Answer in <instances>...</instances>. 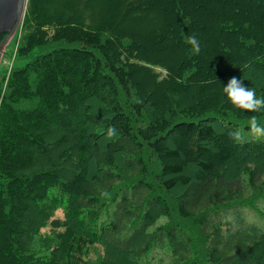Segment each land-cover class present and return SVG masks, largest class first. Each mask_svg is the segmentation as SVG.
Returning <instances> with one entry per match:
<instances>
[{"label": "trees", "instance_id": "16d2710c", "mask_svg": "<svg viewBox=\"0 0 264 264\" xmlns=\"http://www.w3.org/2000/svg\"><path fill=\"white\" fill-rule=\"evenodd\" d=\"M160 18L163 30L156 26L149 36L148 22ZM21 22L17 57L25 64L13 69L0 106V264H90V250L102 239L123 258L111 253L100 264H139L155 239L150 227L171 216L148 178V149L162 163L161 185L180 187L182 213L199 217L217 264H264V229L241 215L228 217L225 208L213 210L264 191V143L239 153L228 135L232 121L218 131L206 115L264 116L234 107L222 91L236 77L264 97V0H27ZM193 35L198 55L188 48ZM164 36L166 49L156 40ZM153 66L166 75L158 79ZM149 82L162 89L158 101ZM15 99L30 100L32 108H16ZM139 115L146 123L137 125ZM109 129L115 133L104 139ZM116 152L128 156L136 177L117 192L118 220L102 223L98 210L74 215L119 186L109 167ZM57 183L71 191L73 215L38 209ZM170 241L175 264H184L185 236L174 229Z\"/></svg>", "mask_w": 264, "mask_h": 264}, {"label": "rangeland", "instance_id": "374dc122", "mask_svg": "<svg viewBox=\"0 0 264 264\" xmlns=\"http://www.w3.org/2000/svg\"><path fill=\"white\" fill-rule=\"evenodd\" d=\"M23 16L21 18V21ZM162 18L157 20V23L148 22L145 30L148 31L147 34L151 36L152 29L156 26H160V29L163 30L161 23ZM20 21L17 30L14 35L11 37L9 42L6 44L4 50L2 51L1 59H0V106L3 103V99L8 98V90L7 85L9 81V77L16 67H21L25 64V60L19 59L17 57L18 47L21 44L23 35L25 34V28L22 22ZM214 22V20L212 21ZM213 24V23H212ZM150 31V32H149ZM213 25L211 26L210 32L213 35ZM157 43L164 49L167 48V38L159 37L156 39ZM160 47V48H161ZM191 49V46L188 47ZM159 50V48L157 49ZM157 50H151L149 52L151 55H159ZM174 51L173 48H169L168 52L171 55ZM17 52V53H16ZM202 54L205 58H207L208 50L203 51ZM206 53V54H205ZM168 54V56H169ZM167 57V55H166ZM124 59V57H123ZM152 69L159 75L158 79L163 78L166 75L165 69L159 66H153ZM143 77L148 80L153 77L146 72H143ZM143 78V80H144ZM149 81V80H148ZM150 83V88L154 93L157 91V97H154L155 100L158 101V97L162 95V89L155 88L153 84ZM125 92L123 91V97ZM164 95V93H163ZM163 97V96H162ZM12 104L20 109V110H29L32 108V102L28 99H15L12 101ZM101 104L98 105L101 108ZM210 114L213 118L210 120L216 123L217 130L222 131V129L227 126V123L232 121L234 124L235 130L239 129L245 135V142L239 143L237 147V151L239 153L245 152L248 155L250 152L247 148L254 146V144H258L259 142L264 143V139L256 140L252 137L250 132L248 131V121L249 118H239L234 116L226 111H213L207 113ZM205 116V115H204ZM202 117H194L186 114H181L179 117L181 120H200ZM258 121L264 125V116L257 117ZM147 119H144L143 116L136 117V123L144 124ZM229 123V124H232ZM108 132L104 135V139L107 138ZM175 144H179V141L176 137ZM248 144V145H246ZM195 150L198 152V155L204 156L203 151L200 152L199 148L196 146ZM114 158L109 163V167L117 173L120 184L112 189V191L105 195H99L97 198L92 199L90 203H94L93 206L85 207L78 209L74 215H86V212H94L95 210L100 211L101 222L109 223L111 221L118 220L119 213H115L117 204L120 201V198L117 196V192L120 187H124L125 185H129L133 183V179H135L129 171L127 167V159L128 156L121 152H116L114 154ZM144 161L147 165L148 170V178L154 182L155 187L157 189L158 194L164 198L169 207L171 209L170 217H161L152 227H150V231L156 233L154 241L147 246L142 256L138 259L139 264H175L174 259L176 254L173 251V247L170 241V231L172 230H180L182 235L185 236L187 245L190 248V253L187 256L186 262L184 264H217L214 261L213 257L209 252V243L208 241L201 236L199 229V217L198 216H188L182 213L181 204L179 201V191H181L180 187L177 189H173L171 191L166 190L160 182L161 177V169L162 163L158 158V155L153 152L152 149H148L143 156ZM175 161V160H171ZM93 169L91 171V177L97 178L100 175V171L97 169L95 165H93ZM250 191V190H249ZM81 197V196H80ZM79 198V197H78ZM72 194L68 189L62 188L58 183L52 186L48 191V197L45 201H41L37 204L38 209L43 211L44 215H54V217L63 218L64 215H73L72 208ZM82 204V203H81ZM222 212L228 214V217L235 218L236 215H241V217L248 223H253L259 226L261 229H264V191L260 192H248L244 197L230 201L225 204L216 205L213 210L222 209ZM142 211L140 215H142ZM51 230V226L48 225L42 228V232L46 233ZM161 233V234H160ZM160 234V235H159ZM91 256L89 258L90 264H100L102 260H104V256L109 254H116L119 259L123 258L120 253L117 252V248L115 243L110 239H102L101 242L97 243V245L91 248Z\"/></svg>", "mask_w": 264, "mask_h": 264}, {"label": "clouds", "instance_id": "9594fccd", "mask_svg": "<svg viewBox=\"0 0 264 264\" xmlns=\"http://www.w3.org/2000/svg\"><path fill=\"white\" fill-rule=\"evenodd\" d=\"M187 43L191 46V54L198 55L201 51L198 38L193 35L187 38ZM223 93L228 101L236 108L248 112L264 111V97H258L254 88L245 87L241 80L236 77L230 78L227 85L222 87ZM248 131L256 140L264 139V125H262L255 115L248 121ZM115 133V129H109V136ZM229 137L236 143L245 142V135L241 130L236 129L228 133Z\"/></svg>", "mask_w": 264, "mask_h": 264}, {"label": "water", "instance_id": "95a60500", "mask_svg": "<svg viewBox=\"0 0 264 264\" xmlns=\"http://www.w3.org/2000/svg\"><path fill=\"white\" fill-rule=\"evenodd\" d=\"M27 0H0V59L2 51L17 30Z\"/></svg>", "mask_w": 264, "mask_h": 264}]
</instances>
